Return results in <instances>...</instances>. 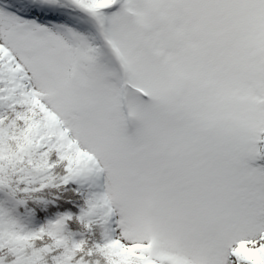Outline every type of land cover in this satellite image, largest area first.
I'll return each instance as SVG.
<instances>
[{"label": "snow or ice", "instance_id": "obj_1", "mask_svg": "<svg viewBox=\"0 0 264 264\" xmlns=\"http://www.w3.org/2000/svg\"><path fill=\"white\" fill-rule=\"evenodd\" d=\"M0 264H264V0H0Z\"/></svg>", "mask_w": 264, "mask_h": 264}]
</instances>
